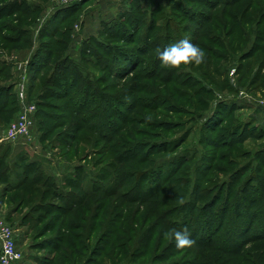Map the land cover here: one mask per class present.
Returning <instances> with one entry per match:
<instances>
[{"label": "rangeland", "instance_id": "1", "mask_svg": "<svg viewBox=\"0 0 264 264\" xmlns=\"http://www.w3.org/2000/svg\"><path fill=\"white\" fill-rule=\"evenodd\" d=\"M181 39L203 61L162 66ZM65 58L97 82L85 105L44 90ZM0 70V220L20 264H264V0H0ZM23 86L42 115L7 141ZM27 166L59 196L11 189ZM185 228L177 249L164 233Z\"/></svg>", "mask_w": 264, "mask_h": 264}, {"label": "trees", "instance_id": "2", "mask_svg": "<svg viewBox=\"0 0 264 264\" xmlns=\"http://www.w3.org/2000/svg\"><path fill=\"white\" fill-rule=\"evenodd\" d=\"M233 19V18H232ZM58 29H55L53 31L56 32ZM95 42V39H92L89 41V45L90 43L93 44V42ZM91 46V45H90ZM90 48V47H89ZM50 50V49H49ZM48 50V51H49ZM86 50V49H85ZM91 51V50H90ZM53 53L49 54V55H52ZM39 56V53H37V57ZM42 58V57H41ZM48 58H46L44 60V57L42 58V61L38 58H36V60H34L33 63H31V66L33 68V65L36 64V68H35V71H41L43 70L47 65L44 61H47ZM82 61L84 62V59L82 58ZM90 64V63H89ZM88 64V65H89ZM35 67V65H34ZM1 71V70H0ZM83 74L85 75L83 78ZM90 72L87 70V68L83 71V69H81L79 67V65H76L74 63H72L70 61V59H57L56 63L53 64L52 68L48 71V73L45 75L44 77V82H45V87H44V90H46L47 88L49 89H52V88H55V89H58V90H64L66 89L67 92H65V97H67L70 101V104L72 103L71 101V97L70 95L68 94V91L70 89H80L81 88V95L80 96H83V98L81 99V102L83 103H79V105L83 104L85 105L86 102L88 103V101H91V99L95 96L96 94V91L95 90H92L91 87L95 86V82L94 83H90L91 79L89 80L87 77H89ZM87 76V77H86ZM92 78V76H91ZM86 84V85H84ZM81 85H84V86H81ZM95 88V87H94ZM4 92V93H3ZM10 89L9 88H2L0 87V112H4L5 114L8 113V111L6 109H4V106L5 104H7V101L8 99H10ZM13 102H15V100H12ZM17 101V100H16ZM85 103V104H84ZM36 105V113L35 115H42V111L40 110H37V107L39 106V104L35 103ZM12 109L14 108L15 110L13 111H16V105L14 107H11ZM10 109V110H12ZM18 112V110H17ZM125 154V153H124ZM140 153H135L133 155V157L136 156L135 160H141L143 157L141 156L140 159L138 158L140 155ZM1 164V163H0ZM28 166L24 168V174L21 176V180L18 181V183L15 185L14 188H11V189H15V188H19L23 185H38V184H41L43 187H45V191L46 193H48V190L50 192L51 190V194L52 195H56V196H59L57 195L56 192H53L55 191V184L53 181H50V180H44L42 176H40V173H34V177L33 178H29L28 179V176H29V173L31 172L30 170H28ZM8 166H4V167H1L0 165V178H3V180L6 182V184L8 183V177L9 174H8ZM42 182V183H40ZM51 183V184H50ZM10 185V184H9ZM51 187V188H55V189H49L48 188ZM20 264V263H18Z\"/></svg>", "mask_w": 264, "mask_h": 264}, {"label": "built area", "instance_id": "3", "mask_svg": "<svg viewBox=\"0 0 264 264\" xmlns=\"http://www.w3.org/2000/svg\"><path fill=\"white\" fill-rule=\"evenodd\" d=\"M77 0H59L61 5H71ZM19 110L16 118L4 130L7 141L26 139L30 135L35 123L36 105L27 99L23 87L17 90ZM23 259V253L18 247L14 230L0 220V264H18Z\"/></svg>", "mask_w": 264, "mask_h": 264}, {"label": "clouds", "instance_id": "4", "mask_svg": "<svg viewBox=\"0 0 264 264\" xmlns=\"http://www.w3.org/2000/svg\"><path fill=\"white\" fill-rule=\"evenodd\" d=\"M204 55V51L199 45L187 39H181L160 50L158 59L161 61L162 66L166 68L179 69L181 65L200 64L204 59ZM164 236L166 238L170 236L175 241L177 249L191 247L194 243L186 228L183 230H172L170 233L165 232Z\"/></svg>", "mask_w": 264, "mask_h": 264}, {"label": "crops", "instance_id": "5", "mask_svg": "<svg viewBox=\"0 0 264 264\" xmlns=\"http://www.w3.org/2000/svg\"><path fill=\"white\" fill-rule=\"evenodd\" d=\"M22 251V250H21Z\"/></svg>", "mask_w": 264, "mask_h": 264}]
</instances>
